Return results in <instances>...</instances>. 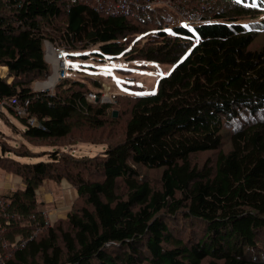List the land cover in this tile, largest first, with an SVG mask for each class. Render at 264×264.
<instances>
[{
  "label": "trees",
  "instance_id": "obj_1",
  "mask_svg": "<svg viewBox=\"0 0 264 264\" xmlns=\"http://www.w3.org/2000/svg\"><path fill=\"white\" fill-rule=\"evenodd\" d=\"M169 1L0 0V100L28 102L34 126L6 109L28 144L51 149L0 140V171L23 183L1 193L14 233L28 236L46 181L77 191L67 217L0 264H264V44L251 48L264 0ZM210 3L201 21L183 14ZM45 41L73 57L92 46L94 60L175 66L155 92L115 105L88 101L89 83L100 85L84 76L39 93ZM78 143L106 150L66 151Z\"/></svg>",
  "mask_w": 264,
  "mask_h": 264
},
{
  "label": "rangeland",
  "instance_id": "obj_2",
  "mask_svg": "<svg viewBox=\"0 0 264 264\" xmlns=\"http://www.w3.org/2000/svg\"><path fill=\"white\" fill-rule=\"evenodd\" d=\"M154 1V7L160 6L164 7L167 4V1L164 0H153ZM204 2V0H203ZM224 3V0H222ZM137 4L139 6H143L144 4H151V2H140L138 0H132V4ZM143 3V4H142ZM203 7L199 11L190 10L186 11L183 14L186 15L188 18H193L196 21H201L200 16H202L203 11H212L213 7L212 4H204ZM206 16V15H203ZM213 15H210L209 17H212ZM207 19H210V18ZM264 18V16H263ZM262 17L258 18L256 21L263 20ZM174 27V24H170V29ZM46 43V42H45ZM54 44V42H51ZM56 44H61L59 42H55ZM63 44V43H62ZM264 44V24L261 28L260 33L257 35V38L255 39L254 43L252 44L251 48H258ZM46 46V44H45ZM88 51H81V52H75V57L73 59V64L71 70L68 72L67 78L69 79H77L81 76L79 73L81 68L84 67L88 68L89 58H92L94 56L92 54V51L97 50V47L90 46ZM81 54H86V56L83 58ZM45 59L49 63L51 72L49 76L40 81H35L33 83V89L35 92H50L55 93L56 87L59 84V82H56V73L55 67H53L52 59L53 56L47 52L45 49ZM93 59V58H92ZM96 60H92L91 63H94L95 66H97L95 69L97 70V73L100 74L103 80V85L95 86L92 83H89V87L91 88L90 93H96L99 96H102V94H107L108 98L109 96L116 97L113 100V105L117 103V98L120 95H127V94H151L155 92L157 83L159 79L169 74L175 65L173 64H157V63H148L145 64V66L141 62H128L127 60L123 59L122 57L111 59L107 58L105 59V62L100 61V59L95 58ZM2 67V66H1ZM0 67V68H1ZM4 73H0L1 76H6V69H3ZM58 74V73H57ZM124 85H130V88ZM135 86L140 87V89L135 88ZM118 88V89H116ZM125 90V91H124ZM106 91V93H104ZM89 94V93H88ZM88 99V95H87ZM90 101V98L89 100ZM101 103H109L107 101L103 102V99L100 100ZM96 101V102H97ZM95 102V101H90ZM117 112V110H114L113 112ZM24 130L23 124L20 122V120L9 110L6 108L0 111V140H6L8 143L12 145H16L19 147L23 143L28 145L29 148L43 151V150H51L49 148H35L32 145L28 144L25 139L22 138V132ZM72 149V153L77 156H90L94 157L97 155H102L105 150L106 146L101 144H90V143H78L74 147H69V149H66L67 152H70ZM47 157L36 159V158H21L20 160L27 163H36L40 162L42 160H45ZM2 172V171H1ZM0 172V190H8L11 188L16 187L17 189L21 188L20 185L22 183V179L19 176H15L10 174V178L8 180H5V172ZM8 174V173H6ZM64 185L67 187H71L69 183L66 180H63ZM16 190V189H15ZM74 191V189H73ZM53 195V194H52ZM77 197V191L75 190L74 194H68V195H56V201L55 206L61 207V208H68V210H71V205L73 204L74 200ZM50 207L47 206L46 211L49 214L50 213ZM44 208H42V211ZM50 215V214H49ZM53 216V215H52ZM52 220L56 219V217H51ZM50 219V220H51ZM55 221V220H54ZM53 221V222H54Z\"/></svg>",
  "mask_w": 264,
  "mask_h": 264
},
{
  "label": "built area",
  "instance_id": "obj_3",
  "mask_svg": "<svg viewBox=\"0 0 264 264\" xmlns=\"http://www.w3.org/2000/svg\"><path fill=\"white\" fill-rule=\"evenodd\" d=\"M164 1H167V4H170L169 0H164ZM225 1L230 3V5L236 4L237 2V0H224V2ZM148 2H151L152 5L151 4L145 5L144 9L146 10H150L154 6L153 0ZM178 24L179 23L176 22L174 23V25H178ZM181 25L186 27H195V25L197 24L194 23L191 19H186L181 23ZM45 42H46L45 49L53 56V59L51 61L53 67H55L54 72L56 73V82L58 80L60 81L62 79L67 78L68 72L72 68L73 59H74L72 53L70 52L69 46L62 43L53 44L50 41H45ZM104 93H106V91H104ZM89 98L90 101H97L102 98L103 102L107 101L109 103H113V100L116 97L109 96L108 98L107 94H102V96H99L96 93H89L88 100ZM7 105L12 106L16 116L27 117L28 102H26L25 104H21L19 103V100L17 98H13L11 102H8L6 100H0V111L5 109ZM28 121L32 126L37 124L35 118H28ZM4 206H6V199H4L0 193V263H3L4 261L8 260L11 257L12 252L24 247L29 241L36 238L38 234H40L42 231H44L45 229L49 228L52 225V221L50 220L47 211L40 210L36 214L30 217L29 221H30L31 230L28 236L20 237V235L14 233V225L12 223L10 215L5 211Z\"/></svg>",
  "mask_w": 264,
  "mask_h": 264
},
{
  "label": "crops",
  "instance_id": "obj_4",
  "mask_svg": "<svg viewBox=\"0 0 264 264\" xmlns=\"http://www.w3.org/2000/svg\"><path fill=\"white\" fill-rule=\"evenodd\" d=\"M92 60H94V59L89 58L88 61H89L90 65H88V68H86V67H84V65H82L83 67L81 68L79 73L81 74V76L96 79V81L99 82V85H103L104 83H103L102 77L100 76L99 73H97V70L95 69L97 66H95L94 63H91ZM2 68H4V67H2ZM5 68H6V73H7L8 69H7V67H5ZM124 86H125V90H126V86L130 88V85H124ZM116 89H118V88H116ZM1 173H4V172L2 171ZM4 174H5V180H8L10 178V174H6V173H4ZM20 187H22V184L20 185ZM15 189H17V188L14 187V188H11L8 190H15ZM73 189H74V191H73ZM4 191H6V190H0V193H3ZM74 192H75V188H73L72 186L67 187L66 185H64L63 181L61 183H54L51 181H46L39 188L38 198H39V201L44 204L43 208L45 211H46L47 206L51 208L50 213H49L50 214L49 218L51 219V217H56V219H59V218L67 217L69 210H68V208H61V207L58 208L55 206L56 195H63L64 196V195H68V194H74ZM56 219H54V220H56ZM54 220L51 219L52 223Z\"/></svg>",
  "mask_w": 264,
  "mask_h": 264
},
{
  "label": "water",
  "instance_id": "obj_5",
  "mask_svg": "<svg viewBox=\"0 0 264 264\" xmlns=\"http://www.w3.org/2000/svg\"><path fill=\"white\" fill-rule=\"evenodd\" d=\"M113 115L116 117V116L118 115V113L115 111V112L113 113Z\"/></svg>",
  "mask_w": 264,
  "mask_h": 264
},
{
  "label": "clouds",
  "instance_id": "obj_6",
  "mask_svg": "<svg viewBox=\"0 0 264 264\" xmlns=\"http://www.w3.org/2000/svg\"><path fill=\"white\" fill-rule=\"evenodd\" d=\"M238 1V0H237ZM237 3V2H236ZM170 29V28H169ZM197 42V41H196ZM89 60V59H88Z\"/></svg>",
  "mask_w": 264,
  "mask_h": 264
},
{
  "label": "bare ground",
  "instance_id": "obj_7",
  "mask_svg": "<svg viewBox=\"0 0 264 264\" xmlns=\"http://www.w3.org/2000/svg\"><path fill=\"white\" fill-rule=\"evenodd\" d=\"M0 73H2L1 70H0Z\"/></svg>",
  "mask_w": 264,
  "mask_h": 264
}]
</instances>
